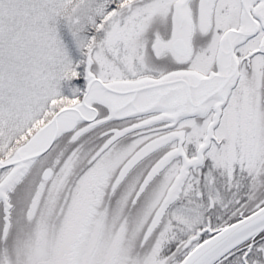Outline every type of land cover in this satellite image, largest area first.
<instances>
[{"label":"snow or ice","instance_id":"obj_1","mask_svg":"<svg viewBox=\"0 0 264 264\" xmlns=\"http://www.w3.org/2000/svg\"><path fill=\"white\" fill-rule=\"evenodd\" d=\"M0 264H264V0H0Z\"/></svg>","mask_w":264,"mask_h":264}]
</instances>
